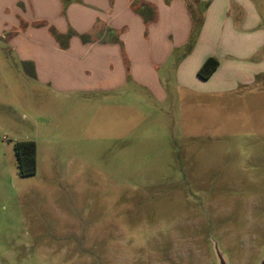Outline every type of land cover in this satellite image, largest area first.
I'll use <instances>...</instances> for the list:
<instances>
[{"label": "rangeland", "instance_id": "rangeland-1", "mask_svg": "<svg viewBox=\"0 0 264 264\" xmlns=\"http://www.w3.org/2000/svg\"><path fill=\"white\" fill-rule=\"evenodd\" d=\"M0 61V264L262 263L263 86L98 110ZM23 141L36 146L26 177Z\"/></svg>", "mask_w": 264, "mask_h": 264}, {"label": "crops", "instance_id": "crops-1", "mask_svg": "<svg viewBox=\"0 0 264 264\" xmlns=\"http://www.w3.org/2000/svg\"><path fill=\"white\" fill-rule=\"evenodd\" d=\"M0 52L56 97L98 110L135 92L216 105L264 87V0H0Z\"/></svg>", "mask_w": 264, "mask_h": 264}, {"label": "trees", "instance_id": "trees-1", "mask_svg": "<svg viewBox=\"0 0 264 264\" xmlns=\"http://www.w3.org/2000/svg\"><path fill=\"white\" fill-rule=\"evenodd\" d=\"M216 61L207 60L199 71V76L206 78L216 68ZM15 157L18 163V175L26 177L33 175L36 170V146L33 141L16 142L13 146Z\"/></svg>", "mask_w": 264, "mask_h": 264}, {"label": "water", "instance_id": "water-1", "mask_svg": "<svg viewBox=\"0 0 264 264\" xmlns=\"http://www.w3.org/2000/svg\"><path fill=\"white\" fill-rule=\"evenodd\" d=\"M261 264H264V260L262 261V263Z\"/></svg>", "mask_w": 264, "mask_h": 264}]
</instances>
